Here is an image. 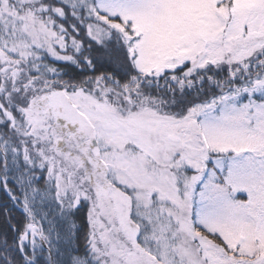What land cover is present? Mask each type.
Wrapping results in <instances>:
<instances>
[{"label": "snow or ice", "instance_id": "snow-or-ice-1", "mask_svg": "<svg viewBox=\"0 0 264 264\" xmlns=\"http://www.w3.org/2000/svg\"><path fill=\"white\" fill-rule=\"evenodd\" d=\"M0 264H264V0H0Z\"/></svg>", "mask_w": 264, "mask_h": 264}]
</instances>
